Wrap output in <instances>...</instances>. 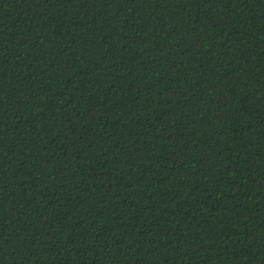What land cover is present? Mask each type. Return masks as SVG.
<instances>
[{
	"label": "trees",
	"instance_id": "1",
	"mask_svg": "<svg viewBox=\"0 0 264 264\" xmlns=\"http://www.w3.org/2000/svg\"><path fill=\"white\" fill-rule=\"evenodd\" d=\"M0 264H264V0H0Z\"/></svg>",
	"mask_w": 264,
	"mask_h": 264
}]
</instances>
